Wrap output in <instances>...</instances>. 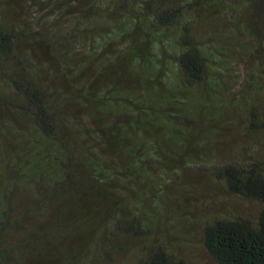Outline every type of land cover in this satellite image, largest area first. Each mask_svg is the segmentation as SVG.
I'll return each instance as SVG.
<instances>
[{"label":"trees","instance_id":"16d2710c","mask_svg":"<svg viewBox=\"0 0 264 264\" xmlns=\"http://www.w3.org/2000/svg\"><path fill=\"white\" fill-rule=\"evenodd\" d=\"M200 181L260 206L206 254L264 264V0H0V264H190L150 224Z\"/></svg>","mask_w":264,"mask_h":264},{"label":"rangeland","instance_id":"374dc122","mask_svg":"<svg viewBox=\"0 0 264 264\" xmlns=\"http://www.w3.org/2000/svg\"><path fill=\"white\" fill-rule=\"evenodd\" d=\"M246 141L248 142L247 138ZM200 185L204 188H200L201 190L196 194L190 191L184 193L181 190L168 193L160 213L162 211L168 213L174 209L177 215L174 218H168L167 224H165V217L156 216L154 226L150 224L151 232H153L151 242L158 240L163 244H169L176 253L189 260L190 264H215L201 244L199 222L221 214L254 218L260 206L255 202L245 201L241 197L226 193L222 184L215 185L200 181ZM138 248L140 246L134 249L136 254L140 253ZM135 257L137 256H117L112 263L108 264H122L125 261L134 260Z\"/></svg>","mask_w":264,"mask_h":264}]
</instances>
